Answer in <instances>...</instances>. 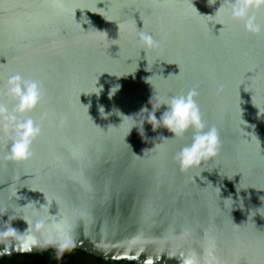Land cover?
<instances>
[{"label":"water","instance_id":"obj_1","mask_svg":"<svg viewBox=\"0 0 264 264\" xmlns=\"http://www.w3.org/2000/svg\"><path fill=\"white\" fill-rule=\"evenodd\" d=\"M223 3L0 0V89L20 73L46 93L30 114L43 129L33 159L6 161L0 142V229L23 234L9 217L35 222L45 204L70 221L69 249L106 262L182 264L194 253L201 264H264V33L247 34L227 10L214 16ZM141 31L160 47L146 54ZM193 88L221 149L185 174L174 157L191 131L165 140L164 128L145 122L142 137L133 125L152 97ZM52 249L0 242V259Z\"/></svg>","mask_w":264,"mask_h":264},{"label":"clouds","instance_id":"obj_2","mask_svg":"<svg viewBox=\"0 0 264 264\" xmlns=\"http://www.w3.org/2000/svg\"><path fill=\"white\" fill-rule=\"evenodd\" d=\"M209 3L215 4L216 0H209ZM225 10L233 22L243 26L247 34L259 36L264 33V24L259 23L257 18V13L264 11V0H224L214 16ZM139 43L146 54L160 47V42L153 35L143 31L139 33ZM150 79L146 82L151 85ZM119 87L116 85L112 88L110 98L115 95ZM45 95L40 80L26 78L20 73L10 74L4 82L3 88L0 89V142H3L8 149V154L4 157L6 161L22 164L33 159V146L42 135L43 129L30 118V114L43 103ZM198 95L197 89L193 88L185 94L160 99L155 105L152 104L154 98L152 97L150 100L152 110L143 108L138 114L140 116L143 113V118L138 122V126L135 123L133 125V128L139 129L142 137L145 122L152 126L153 132L164 128L172 134L171 138L161 135L165 140L183 139L191 131L193 133L191 142L182 147L174 157L180 171L185 174L201 169L205 164L216 159L221 149L218 129L215 126L208 127L204 123L197 103ZM4 97L14 104V107L10 108ZM162 107L166 110L157 118V112ZM101 113H104L103 108ZM128 118L134 120L132 117ZM30 205L31 202L21 208ZM47 207L48 205L42 204L36 209L39 218L35 222L27 216L9 217L11 221L22 219L28 228L21 234L12 227V223L7 222V227L0 229V242L16 241L23 249L29 251L34 246L55 245L61 251L71 248L73 245L70 237V221L67 218L55 220L48 216L45 211ZM42 212L44 215H40ZM6 214V210L0 211V215ZM209 255L211 256L212 253L209 252ZM181 260L182 264H201L199 257L194 253L188 254ZM206 264H213V261H207Z\"/></svg>","mask_w":264,"mask_h":264},{"label":"trees","instance_id":"obj_3","mask_svg":"<svg viewBox=\"0 0 264 264\" xmlns=\"http://www.w3.org/2000/svg\"><path fill=\"white\" fill-rule=\"evenodd\" d=\"M0 264H115L78 249H52L42 253L19 254L0 259ZM124 264V263H116ZM135 264V263H128Z\"/></svg>","mask_w":264,"mask_h":264}]
</instances>
